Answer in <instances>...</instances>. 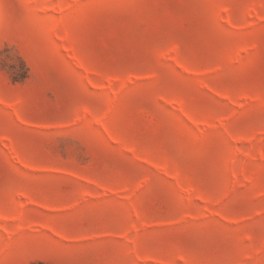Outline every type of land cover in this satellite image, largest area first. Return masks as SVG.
Here are the masks:
<instances>
[{
  "label": "rangeland",
  "instance_id": "1",
  "mask_svg": "<svg viewBox=\"0 0 264 264\" xmlns=\"http://www.w3.org/2000/svg\"><path fill=\"white\" fill-rule=\"evenodd\" d=\"M0 264H264V0H0Z\"/></svg>",
  "mask_w": 264,
  "mask_h": 264
}]
</instances>
